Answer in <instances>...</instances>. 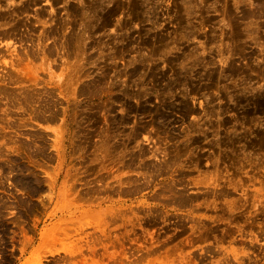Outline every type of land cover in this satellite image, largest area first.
I'll return each mask as SVG.
<instances>
[{"label": "rangeland", "instance_id": "374dc122", "mask_svg": "<svg viewBox=\"0 0 264 264\" xmlns=\"http://www.w3.org/2000/svg\"><path fill=\"white\" fill-rule=\"evenodd\" d=\"M0 264H264V0H0Z\"/></svg>", "mask_w": 264, "mask_h": 264}]
</instances>
